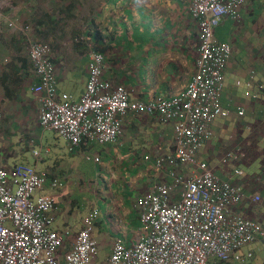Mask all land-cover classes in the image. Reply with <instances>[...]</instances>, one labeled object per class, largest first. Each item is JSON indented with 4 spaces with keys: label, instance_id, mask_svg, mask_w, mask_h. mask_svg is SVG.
<instances>
[{
    "label": "crops",
    "instance_id": "crops-1",
    "mask_svg": "<svg viewBox=\"0 0 264 264\" xmlns=\"http://www.w3.org/2000/svg\"><path fill=\"white\" fill-rule=\"evenodd\" d=\"M96 1H61L67 11L52 14L59 20L54 26L38 0H0V166L23 163L46 174L37 192L55 199L53 228L68 232L61 257L85 217L99 209L93 232L98 243L95 264H108L117 239L133 246L143 232L137 198L158 184H173L170 171L188 179L193 166H157V158L175 149L174 122L158 114L128 111L117 140L104 144L94 140L72 145L44 128L39 94L32 89L39 78L31 45L51 44L58 91L75 100L86 91L90 54L98 50L105 57L103 77L124 85L132 100L147 102L177 97L188 87L197 70L201 34L190 10L192 0ZM239 15L226 16L215 30L232 47L222 93L230 114L214 121L213 134L196 159L242 187L244 198L235 212L264 223V90L257 89L264 80V0H248ZM228 153L238 159L224 162ZM53 181L62 185L54 187ZM237 253L240 259L217 263L264 264V238Z\"/></svg>",
    "mask_w": 264,
    "mask_h": 264
},
{
    "label": "built area",
    "instance_id": "built-area-1",
    "mask_svg": "<svg viewBox=\"0 0 264 264\" xmlns=\"http://www.w3.org/2000/svg\"><path fill=\"white\" fill-rule=\"evenodd\" d=\"M245 2L192 1L190 10L201 34L197 70L188 87L169 99L132 100L124 85H114L103 77V53L92 52L86 91L75 100L58 91L51 44L33 41L30 58L39 81L32 89L39 94L44 128L56 131L72 145L94 140L104 144L117 140L128 111L158 114L174 122L175 149L157 158V166H193L188 179L170 171L173 184H158L137 198L143 232L133 246L117 239L108 264H218L232 257L240 259L238 250L264 238V223L234 210L243 197L241 187L219 177L206 161L196 159L213 134L214 121L230 114L222 93L232 47L216 36L215 28L225 16L237 17ZM257 89L264 90V80ZM238 113L242 115L244 110ZM232 156L228 153L224 162ZM45 182L46 174L33 166H0V264H95L98 243L93 232L99 209L85 217L82 229L61 257L68 232L61 234L53 228L55 199L36 194ZM181 184V190L176 188ZM59 185L52 182L54 187ZM176 191L179 198L173 197Z\"/></svg>",
    "mask_w": 264,
    "mask_h": 264
},
{
    "label": "trees",
    "instance_id": "trees-1",
    "mask_svg": "<svg viewBox=\"0 0 264 264\" xmlns=\"http://www.w3.org/2000/svg\"><path fill=\"white\" fill-rule=\"evenodd\" d=\"M59 2L58 3H56L52 8H50V9H47V10H49L48 12H46V13H48V14H45L46 15V17L49 19H51V21H50V24H52V25H54V26H57V23L59 22V20L58 19H56V18H54L53 17V13L54 12H65L66 13V11H67V9L64 7V5H62V4H59V3H62L61 1H63L64 2V0H58ZM59 6H61L60 8H59ZM38 11L39 10V8L38 7H36L35 8V11ZM43 23H45V21H43V20H41ZM48 34V32L45 30L44 31V35L46 36ZM97 52H98V50H96Z\"/></svg>",
    "mask_w": 264,
    "mask_h": 264
},
{
    "label": "rangeland",
    "instance_id": "rangeland-1",
    "mask_svg": "<svg viewBox=\"0 0 264 264\" xmlns=\"http://www.w3.org/2000/svg\"><path fill=\"white\" fill-rule=\"evenodd\" d=\"M39 2H41V3H44V7H45V9H50V8H52L53 7V5H54V0H38ZM96 0H94V2H95ZM99 1H96L95 2V4L96 3H98ZM259 160V159H258ZM258 160H256V161H254V163H256ZM254 163H253V165H254ZM252 167V166H251ZM250 167V168H251ZM248 168L249 167H247V166H245V170L246 171H248ZM36 194H38V192L36 193Z\"/></svg>",
    "mask_w": 264,
    "mask_h": 264
},
{
    "label": "clouds",
    "instance_id": "clouds-1",
    "mask_svg": "<svg viewBox=\"0 0 264 264\" xmlns=\"http://www.w3.org/2000/svg\"><path fill=\"white\" fill-rule=\"evenodd\" d=\"M192 1H193V0H192ZM247 1H248V0H246V2H247ZM246 2H245L244 4H246ZM244 4H243V5H244ZM243 5H242V6H243ZM242 6H241V7H242ZM241 7H240V8H241ZM240 8H239V9H240ZM239 9H238V15H237V17H232V16H230V15H227V16H230V17H232V18H236V19L239 18V16H240V15H239ZM225 17H226V16H225ZM225 17H224V18H225ZM222 20H223V19H222ZM222 20H221V21H222ZM221 21H220V22H221ZM219 24H220V23H219ZM219 24H218V25H219ZM216 27H217V26H216ZM215 30H216V28H215ZM226 117H227V116H226ZM232 155H233V154H232ZM229 159H238V157L232 156V157L229 158ZM236 170H237V169H236ZM236 170H235V173L238 174V173L236 172ZM239 170H241V169H239ZM241 171L243 172V170H241ZM242 174H243V173H242ZM242 174H238V175H242ZM231 182H232V181H231ZM232 183H233V182H232ZM235 184H236V183H235ZM238 185H239V184H238ZM239 186H240V185H239ZM240 187H241V186H240ZM241 189H242V187H241ZM242 193H243V189H242ZM242 196H243V197H242V199H243V198H244V193H243ZM257 197H259V198L257 199ZM255 199H256V200H260V196L257 195V196L255 197ZM246 218H248V217H246ZM226 261H228V260H226Z\"/></svg>",
    "mask_w": 264,
    "mask_h": 264
}]
</instances>
